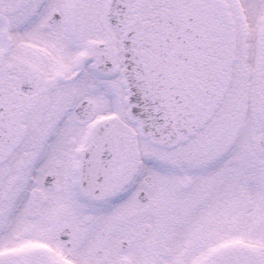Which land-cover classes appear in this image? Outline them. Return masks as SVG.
Masks as SVG:
<instances>
[{"label":"snow or ice","instance_id":"obj_1","mask_svg":"<svg viewBox=\"0 0 264 264\" xmlns=\"http://www.w3.org/2000/svg\"><path fill=\"white\" fill-rule=\"evenodd\" d=\"M0 264H264V0H0Z\"/></svg>","mask_w":264,"mask_h":264}]
</instances>
